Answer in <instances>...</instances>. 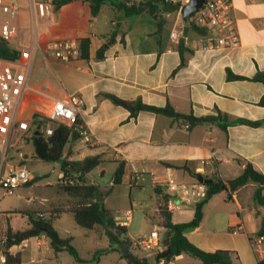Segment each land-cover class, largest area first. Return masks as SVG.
<instances>
[{
  "label": "crops",
  "instance_id": "1",
  "mask_svg": "<svg viewBox=\"0 0 264 264\" xmlns=\"http://www.w3.org/2000/svg\"><path fill=\"white\" fill-rule=\"evenodd\" d=\"M79 1L83 0L64 3ZM231 2L230 18L239 44L211 49L199 47L206 35L195 31L189 19L183 21L180 9L168 12L166 23L157 32L153 17H145V13L126 17L109 3L102 4L98 14L91 17L54 15L52 24L41 25L38 48L33 49L31 30L39 17H30L24 7L17 17L18 35L7 41L20 52L13 60L19 64L18 72L25 74V64L30 66L28 89L17 105V116L30 124L33 113L42 114L54 99H64L70 94L81 97L80 118L90 132L91 140L86 143L80 138L83 143L80 151L74 142L71 143L66 154L69 160H75L78 151V159L102 155L103 161L95 170L97 173L91 172L89 180L103 185V188L112 185L119 160L125 163L124 177L127 180L131 171L136 170L141 174L137 184L149 181L153 187L156 186L154 176H171L176 181L191 183L197 180L194 173L211 179L215 176L226 182L238 176L247 162L264 173V106L258 103L264 84L253 79L257 72H264V0ZM185 26H188L186 32ZM22 30L27 33L28 44L25 45L20 41ZM173 32L177 33L176 39L171 36ZM81 38L89 40L85 56L79 49V55L62 60L49 46L53 41H64L76 42L79 48ZM108 39L111 40L109 43ZM104 45L103 56L98 58L97 51ZM228 70L242 78L228 79ZM107 94L126 100L140 99L157 107L170 105L176 112L195 117L216 115L219 110L225 118L198 122L186 128L182 118L173 119L153 111L140 110L131 115L129 110L112 102ZM239 118L260 123L232 122ZM34 130L30 126V131ZM6 136L0 132L4 151L20 140L25 142L27 137L7 145ZM26 150L18 154L22 159L34 154L33 148L30 152ZM2 165L0 163V170ZM200 167L203 172L198 173ZM61 174L60 170L58 177ZM256 187V183L250 182L235 189L230 196L225 191L213 194L203 207L200 223L184 232L185 236L205 251H233V264H258L264 249L257 241L256 232L260 228L264 207L254 200ZM160 188L163 194L166 189ZM168 194V199L178 205L171 210L172 220L190 221L194 209L189 210L187 206L194 208L199 200L186 203L177 194ZM107 195L102 196L103 202ZM160 195L156 193L158 205ZM69 200L70 197L61 205L50 201L46 208L34 214L42 213L43 218H48L52 210L66 206ZM204 209L208 211L209 219L205 217ZM14 210L21 215L9 219L5 214L6 226L0 230V244L4 242L8 228L23 230L30 225L26 211ZM125 211L130 213V209ZM175 212L181 213L180 219H173ZM67 213L72 212L63 211L53 218L56 230L57 223ZM24 214L27 219L22 218ZM120 222L127 226L128 220ZM63 227L65 234L70 233L66 226ZM91 230L98 232L102 243L92 241L85 255H80L76 249L82 261L74 257L67 260L66 256L63 257L67 251H54L44 235L24 239L12 245L9 251L20 256L21 264H132L136 260L139 264H159L155 259L156 249H138L132 245L128 249L110 243L102 226ZM157 233L161 248L160 241L165 240V232L160 227ZM98 245L102 246L95 248ZM110 246L107 252L97 258L94 256L96 250ZM174 259L175 264H201L199 258L189 254H179Z\"/></svg>",
  "mask_w": 264,
  "mask_h": 264
},
{
  "label": "trees",
  "instance_id": "2",
  "mask_svg": "<svg viewBox=\"0 0 264 264\" xmlns=\"http://www.w3.org/2000/svg\"><path fill=\"white\" fill-rule=\"evenodd\" d=\"M69 1L72 0H66V2ZM83 1L89 3L92 16L98 14L101 5L104 3L111 4L118 12L122 13L126 17L138 15L141 13L148 14L149 16L154 18L156 22L157 32H160L164 24L166 23V14L170 11H178L180 7L179 3H174L169 0ZM54 3L55 6L58 7L61 4V0H54ZM190 26L201 35L207 34L205 29L199 26ZM110 41L111 40L108 39V43ZM88 44V38H81L79 40V49L82 56L87 55ZM104 50L105 45L99 48V50L97 51L98 58H101L103 56ZM19 55L20 52L17 49L12 48L11 46H9L6 40L0 38V57L9 60H16ZM227 78H242V76L233 74L228 70ZM253 79L259 80L264 84V72H257ZM107 97L115 104H118L129 110L131 115H135L140 110L153 111L156 113L164 114L173 119L182 118L189 127L198 122L219 119L221 117L225 118V115H223L219 110H217L216 115L195 117L191 114H181L179 112H176L170 105L157 107L148 105L142 102L140 99L126 100L112 94H107ZM258 103L264 106V92L261 95ZM232 122H246L251 124L260 123L243 118L233 120ZM226 123L227 121L222 126H225ZM30 126L35 128V130L37 131L36 135H33L32 133L30 136H28L33 148V155L42 161L59 163L60 170L62 171L63 176L72 177L75 182L73 184L59 185L61 190L68 197H70V200L67 202L66 206H59L55 210H52V213L48 218L39 217L36 216L34 212L26 211L30 223L29 227L23 230H12L11 228H8L6 230L4 235V242L0 244L1 252L5 256V263L21 264L20 256L18 254H12L9 251V248L14 244H18L24 239L40 235H44L48 239L49 244L54 251H67L76 260L82 261V259L78 256L76 248L72 244V236H60L52 224L53 218L56 216V214L63 211L72 212L76 224L83 228L93 229L98 226H102L108 235L110 243H115L129 249L132 245V240L128 239L125 235L127 232V226L122 222L116 221L112 214V211L104 206L103 201H96L97 193L105 196L108 194L109 189L113 185L120 184L123 181L126 172L124 161H117L113 172L111 187L103 188L98 184L92 183L91 181H86V179L89 178V174L96 170L97 167L102 163V155L94 154L87 155L75 160L68 159L66 152L67 150H69L70 144L75 140H79L81 138L78 130H76L73 126H67L63 123L53 122L48 117L40 114L39 112L33 113L30 121ZM47 126L53 127L51 134L45 133L44 128ZM20 161L23 162L22 159H20ZM20 161L17 163V165L19 166H21L22 164ZM194 174V176L198 175L197 173ZM33 180L34 177L25 184H28ZM250 182L257 184V187L254 191V200L264 207V173L255 169L250 162H247L243 166L240 174L235 178L224 182L218 177L213 176L210 183H205L207 186L206 193L203 198L195 203L193 217L188 222H174L172 220V211L167 207V202L170 194H168L166 190L163 194H161L162 189L160 188V186H154L153 188L155 192L159 195L161 194L160 203L157 208L158 225L165 232V240L162 239V241H160V243L162 244L161 250L155 253L156 261L160 264L178 256L179 254H189L199 258L201 264H233V251L225 249H217L214 251L202 250L188 240V238L184 234V229L186 227L198 226L202 219L203 207L213 194L225 191L227 196H230L235 189H238L239 187ZM130 185L134 186L135 184L132 183ZM259 236H264V212L261 216L260 228L256 232V237ZM110 248L111 246L108 248L98 249L95 251L94 256L97 258L99 254L107 252L108 250H110ZM263 263L264 255L261 259L258 260V264ZM132 264H139V261L136 260L132 262Z\"/></svg>",
  "mask_w": 264,
  "mask_h": 264
},
{
  "label": "built area",
  "instance_id": "3",
  "mask_svg": "<svg viewBox=\"0 0 264 264\" xmlns=\"http://www.w3.org/2000/svg\"><path fill=\"white\" fill-rule=\"evenodd\" d=\"M23 1V4H22ZM179 2L180 7L189 0H169ZM231 0H204L201 8L195 10L188 17L192 25L199 26L208 33L199 43L201 49H211L215 47L231 48L239 44L237 32L233 20L230 18ZM28 11L30 17H39V21H34L31 30V37L34 40L33 49L38 48L42 24H52L54 22V0H0V38L9 41L18 35V20L20 12L24 9ZM179 7V9H180ZM172 38H177V33H171ZM49 46L54 50L55 56L62 60H69L72 56L79 55V48L76 42L53 41ZM19 64L13 60L0 57V132L7 136V145H13L18 138L30 136V124L26 119L19 118L16 113L22 95L28 89L29 63L25 64V74L18 72ZM83 106L81 97L70 94L64 99H54L47 110L42 115L48 117L56 123H63L73 126L79 131L84 142L91 140L90 132L80 118V109ZM186 128L188 124L184 125ZM52 126L44 128L46 134H51ZM30 132V135H26ZM198 173L203 172L200 167ZM33 177L22 166L14 163L5 162L0 170V188L6 194H13L14 190L20 185L30 181ZM141 179V174L132 170L129 175V183L137 184ZM58 180L61 184H73L72 177L59 175ZM153 183L163 186L167 192L177 194L180 200L186 203L200 200L204 197L207 186L204 182L195 180L191 183L176 181L171 176H154ZM178 205L172 199H168L167 207L173 210ZM124 214H129L125 211ZM36 216L43 217L42 213ZM120 222V221H119ZM124 223V222H122ZM258 243L263 244L264 236L257 237ZM3 242V241H2ZM132 246L138 249L161 250L157 230H152L146 238H136L132 240ZM175 258V257H174ZM171 258L160 264H175V259ZM0 264L5 263V256L0 249ZM264 264V263H263Z\"/></svg>",
  "mask_w": 264,
  "mask_h": 264
},
{
  "label": "rangeland",
  "instance_id": "4",
  "mask_svg": "<svg viewBox=\"0 0 264 264\" xmlns=\"http://www.w3.org/2000/svg\"><path fill=\"white\" fill-rule=\"evenodd\" d=\"M53 12L56 17H91L89 5L86 1L71 2L70 4L61 3L59 8L56 6L54 7ZM145 17L150 16L145 14ZM27 39L26 31L22 30L20 32L21 44H28ZM74 145L76 149L80 151L83 143L77 140L74 141ZM70 147L71 145L69 148ZM0 149V163H12L13 161L14 164H17L20 159H22L18 154L24 150L30 152L32 150V145L30 142L28 143L20 140L15 146L8 147L6 151H4V145L0 138ZM78 152H76V159L79 158ZM22 160L23 162L20 161L22 163L21 166L34 177V180L28 184L17 187L13 194H6L5 191L0 188V230L6 226L4 219L5 214L9 215V219L14 216L20 217L21 213L16 212L18 210L14 209L36 212L37 210L46 208L50 201H52L53 204L61 205L62 202H66L69 198L59 186L61 184L58 182V172L60 171L59 163L42 161L33 154H29L27 158H23ZM93 173L96 174L97 172L94 170ZM106 175L109 177L110 173L107 172ZM152 185L153 184L147 181L143 185L135 184L131 186L129 180L124 177L120 184L107 187L111 188L104 201V205L112 211L116 221L128 220L127 232L125 235L130 240L140 237L146 238L152 230H158L160 228L157 215L158 199ZM101 186L104 187L103 185ZM126 209H130L129 214H124ZM187 209L193 210L194 208L192 205H188ZM204 211L205 217L209 219L208 211L206 209H204ZM22 218L27 219L25 214ZM180 218V212H175L173 214L174 220ZM206 225L207 223L204 225V228H206ZM63 226H66L70 233L65 234L63 232ZM57 231L61 235L73 237L72 244L76 247L80 255H85V250L92 246V241L94 243L95 241L99 244L102 243L98 232L77 225L72 213L65 214L63 220L57 223ZM87 235H90V237ZM101 246L102 245H98L95 248H100ZM65 256L67 260L71 259V257L73 259V256L68 252H64L63 257Z\"/></svg>",
  "mask_w": 264,
  "mask_h": 264
},
{
  "label": "water",
  "instance_id": "5",
  "mask_svg": "<svg viewBox=\"0 0 264 264\" xmlns=\"http://www.w3.org/2000/svg\"><path fill=\"white\" fill-rule=\"evenodd\" d=\"M64 2H66V0H61V3H64ZM203 3H204V0H189L187 3L183 4L180 7V11H179L180 15L182 17V20L186 22L188 20V17L191 15V13L194 12L195 10L201 8ZM187 29H188V26H185L184 32H186ZM36 134H37V131L34 130L33 135H36ZM28 141H30L29 137H26L25 142H28ZM197 180L204 182V183H210L212 181L211 178L205 177L202 174L197 175ZM86 181L90 182L89 178H87ZM102 199H103L102 195L97 193L96 194V201H102ZM191 229H193V227H186L184 229V232H188Z\"/></svg>",
  "mask_w": 264,
  "mask_h": 264
}]
</instances>
